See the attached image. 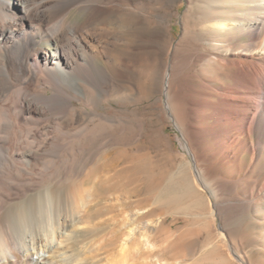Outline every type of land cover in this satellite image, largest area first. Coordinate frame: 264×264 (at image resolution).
I'll return each mask as SVG.
<instances>
[{
  "label": "bare ground",
  "instance_id": "1",
  "mask_svg": "<svg viewBox=\"0 0 264 264\" xmlns=\"http://www.w3.org/2000/svg\"><path fill=\"white\" fill-rule=\"evenodd\" d=\"M128 6L0 0V264H147L163 256L145 251L146 226L136 224L163 215L162 187L184 169L141 142L113 147L115 120L100 112L141 90L125 57L114 56L133 32ZM183 26L167 48L165 79L167 95L178 97L177 126L189 131L190 185L201 189L199 178L213 189L208 213L197 217H255L264 211V0H191ZM99 151L101 160L81 170ZM102 227L108 234L80 253L82 232ZM212 247L195 264H221L225 246Z\"/></svg>",
  "mask_w": 264,
  "mask_h": 264
},
{
  "label": "rangeland",
  "instance_id": "2",
  "mask_svg": "<svg viewBox=\"0 0 264 264\" xmlns=\"http://www.w3.org/2000/svg\"><path fill=\"white\" fill-rule=\"evenodd\" d=\"M128 1L129 6L125 11L131 13L127 16V22L133 32L126 36L128 45H125V51L115 53L114 56L117 60L125 57L131 70L128 79L131 83L140 84L141 90L131 93L129 99L114 100L101 106L100 112L112 116L115 120L113 147L127 148L141 142L148 154L155 156V159L174 156L186 176L176 177L166 183L167 185H163L160 201V214L163 215L156 218L147 216L143 223L136 224L146 226L148 243L145 251H163L161 261L157 258L148 259L147 264H195L196 260L207 256L206 253L213 252L212 242L225 246L219 250L223 256L220 257L221 264H264V211L255 217L238 220L239 222H226L220 217H216L214 221L207 217H197L199 213H208V200L212 199L213 189L208 188V183L202 179L200 181L199 178L201 189L190 185L194 181L192 170H195L196 165L193 155L184 147L183 136L185 134L189 138V131L185 125L177 126L172 104L178 97L172 93L167 95L165 79L167 60L170 58L166 54L167 48L182 38L183 17L189 10L191 0ZM139 4L143 10H138ZM76 16L81 18V14ZM137 19L143 21L138 27H133L132 24L136 23ZM243 44L245 41L241 45ZM172 86L178 87L177 79L173 81ZM194 152L198 157L197 151ZM100 160L99 151L81 166V170L89 169ZM194 173L196 174L195 171ZM189 198L193 201L201 200L191 203ZM262 203L258 206L259 210H264V202ZM195 204L199 206L196 207ZM226 226L228 235H225ZM107 234L108 229L104 227L88 229L82 232L76 249L84 253L90 244H99ZM155 235L157 244L154 242L156 239H152ZM211 235L213 240L210 239Z\"/></svg>",
  "mask_w": 264,
  "mask_h": 264
}]
</instances>
